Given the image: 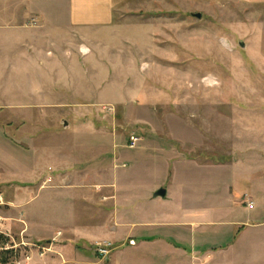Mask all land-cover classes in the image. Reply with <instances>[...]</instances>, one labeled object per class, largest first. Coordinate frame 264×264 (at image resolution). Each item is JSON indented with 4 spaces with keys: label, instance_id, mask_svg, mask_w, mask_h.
Segmentation results:
<instances>
[{
    "label": "rangeland",
    "instance_id": "374dc122",
    "mask_svg": "<svg viewBox=\"0 0 264 264\" xmlns=\"http://www.w3.org/2000/svg\"><path fill=\"white\" fill-rule=\"evenodd\" d=\"M160 1L116 12L111 28L35 18L0 27L7 264H113L120 252L127 264H164L141 219L170 212L144 210L141 185L203 206L221 194L219 177L235 179L234 166L264 177V8ZM251 199L242 194L241 206L252 208ZM211 236L198 231L194 264Z\"/></svg>",
    "mask_w": 264,
    "mask_h": 264
},
{
    "label": "crops",
    "instance_id": "0c3cea01",
    "mask_svg": "<svg viewBox=\"0 0 264 264\" xmlns=\"http://www.w3.org/2000/svg\"><path fill=\"white\" fill-rule=\"evenodd\" d=\"M151 1L154 3L156 0ZM151 1L0 0V27L21 26L19 20L29 22L35 18L42 25L53 27L111 28L115 24L116 12L145 10ZM171 1V4L182 2V0ZM185 1L206 6L224 7L228 4H242L264 8V0ZM159 2L161 1L157 0V3ZM237 167L234 166L235 179L218 178V183L222 185L221 194L202 198L203 206H195L194 201L191 203L171 201L167 199L169 190L165 187L166 198L155 197V192L163 187L141 185L144 195L141 206L144 210L154 206L155 209L165 207L166 212H170L164 218L159 217V220L155 219L152 223L146 221V215L141 219L143 221L141 229L153 230L152 235L155 236L154 261L159 260L164 264H194L193 253L196 250L198 231L213 233L216 231L218 236L209 237L211 242L203 251L202 264H264V177H256L258 174L256 166H247L245 170H239L243 166H239V169ZM230 181L234 186V192L226 194L224 187ZM247 192L254 203L252 208L241 206L240 198ZM180 236L185 237L184 241L179 240ZM146 238H144L145 242L152 240L151 236ZM214 239L219 241L218 248L213 244L216 242ZM132 244H135V241H132ZM148 257L151 256L146 253L141 254L143 261L145 259L148 261ZM129 258H131L129 254L120 252L115 255L113 264H127Z\"/></svg>",
    "mask_w": 264,
    "mask_h": 264
},
{
    "label": "built area",
    "instance_id": "2783aa9c",
    "mask_svg": "<svg viewBox=\"0 0 264 264\" xmlns=\"http://www.w3.org/2000/svg\"><path fill=\"white\" fill-rule=\"evenodd\" d=\"M139 137L132 134L130 135V147H135L136 143L138 142ZM254 203L250 202L249 205L252 206ZM97 251L101 256H105L109 254V244H99L97 246ZM0 264H7L5 261L0 259Z\"/></svg>",
    "mask_w": 264,
    "mask_h": 264
},
{
    "label": "water",
    "instance_id": "95a60500",
    "mask_svg": "<svg viewBox=\"0 0 264 264\" xmlns=\"http://www.w3.org/2000/svg\"><path fill=\"white\" fill-rule=\"evenodd\" d=\"M197 16H198V17H201V14L198 13ZM65 125L67 126L68 123L65 122ZM154 196H155V197L166 198V196H167V190H166L165 188H160V189H158V190L155 192Z\"/></svg>",
    "mask_w": 264,
    "mask_h": 264
},
{
    "label": "bare ground",
    "instance_id": "6f19581e",
    "mask_svg": "<svg viewBox=\"0 0 264 264\" xmlns=\"http://www.w3.org/2000/svg\"><path fill=\"white\" fill-rule=\"evenodd\" d=\"M83 51H84V52H86V51H87V48H86V47H84V48H83Z\"/></svg>",
    "mask_w": 264,
    "mask_h": 264
},
{
    "label": "trees",
    "instance_id": "16d2710c",
    "mask_svg": "<svg viewBox=\"0 0 264 264\" xmlns=\"http://www.w3.org/2000/svg\"><path fill=\"white\" fill-rule=\"evenodd\" d=\"M1 238V237H0Z\"/></svg>",
    "mask_w": 264,
    "mask_h": 264
}]
</instances>
